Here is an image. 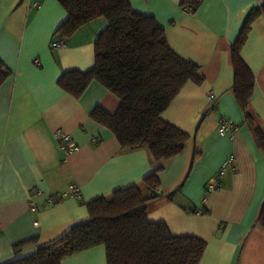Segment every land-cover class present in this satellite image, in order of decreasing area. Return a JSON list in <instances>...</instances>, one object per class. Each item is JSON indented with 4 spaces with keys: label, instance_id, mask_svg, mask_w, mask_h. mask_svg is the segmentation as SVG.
Segmentation results:
<instances>
[{
    "label": "crops",
    "instance_id": "crops-1",
    "mask_svg": "<svg viewBox=\"0 0 264 264\" xmlns=\"http://www.w3.org/2000/svg\"><path fill=\"white\" fill-rule=\"evenodd\" d=\"M129 1L156 19L174 52L196 63L204 77L201 84L188 81L162 113L190 137L179 154L161 161L149 220L165 223L172 235L206 241L199 264H264V226L257 221L264 200V152L232 91L231 62L233 42L259 0H203L193 12L180 0ZM66 17L57 0H0V59L9 70L0 85V263L14 257L18 241L37 237L36 244L20 250L23 256L86 220L85 202L91 199L131 184L144 196L152 194L142 181L156 164L148 147L123 149L110 129L90 117L95 106L114 112L119 98L97 80L80 97L57 84L64 71L93 66L94 38L107 22L98 17L65 38L63 46L52 47L60 38L55 29ZM240 56L254 77L249 112L264 132V16L251 23ZM221 117L232 122L224 135L218 131ZM56 129L70 134L75 151L60 149L52 136ZM231 155V164L216 176ZM215 180L219 186L211 188ZM64 192L58 202H47ZM60 264H106L105 247L65 256Z\"/></svg>",
    "mask_w": 264,
    "mask_h": 264
},
{
    "label": "trees",
    "instance_id": "trees-1",
    "mask_svg": "<svg viewBox=\"0 0 264 264\" xmlns=\"http://www.w3.org/2000/svg\"><path fill=\"white\" fill-rule=\"evenodd\" d=\"M57 1L67 17L55 34L64 39L98 17L107 21L94 38L93 66L86 71H64L57 84L80 97L88 84L97 80L119 98L114 112L95 106L90 117L110 129L123 149L148 147L156 164L142 181L152 194L144 196L138 184H131L109 196L91 199L85 202L86 220L74 223L54 240L23 256H18L20 250L36 244L37 237L14 243V257L0 264H60L61 258L97 245L105 247L106 264H199L206 241L193 235H172L165 223L148 218V202L160 187L161 161L179 154L190 137L164 120L162 113L188 81L203 82L199 66L175 53L165 29L153 16L134 10L129 0ZM202 1L180 0V5L193 12ZM260 15L264 16V0H259L245 17L233 42L231 62L232 91L264 152V132L254 125L248 108L254 77L240 56L251 23ZM8 74L0 59V85ZM196 154L194 151L190 167ZM180 187L168 192L167 197L172 198ZM257 221L264 226V200Z\"/></svg>",
    "mask_w": 264,
    "mask_h": 264
},
{
    "label": "built area",
    "instance_id": "built-area-1",
    "mask_svg": "<svg viewBox=\"0 0 264 264\" xmlns=\"http://www.w3.org/2000/svg\"><path fill=\"white\" fill-rule=\"evenodd\" d=\"M64 44H65V39L63 37H60L57 40H54L50 43V45L52 47H60V46H63ZM34 63L37 66L40 64L38 59H34ZM208 96H209V98H213L214 94L210 93ZM231 127H232V122L228 118L221 117L219 119L218 131H219L220 135H224L227 132V130L230 129ZM52 136L56 140L60 149L65 154H69V153H71L77 149V146L72 143V138H71L69 133H67L61 129H56L53 131ZM232 160H233V156L231 155L219 167L218 171L216 172V176H218V177L221 176L225 172L226 168L231 164ZM218 186H219V182L217 180H215L210 187L216 188ZM73 191H74L73 192L74 195H76V196L79 195L78 189L76 187L73 188ZM65 195H66L65 192L62 193L61 195H56V194L50 195L47 198V202H49V203L57 202V201L61 200ZM36 207H37V204L32 202L31 208L36 209Z\"/></svg>",
    "mask_w": 264,
    "mask_h": 264
}]
</instances>
